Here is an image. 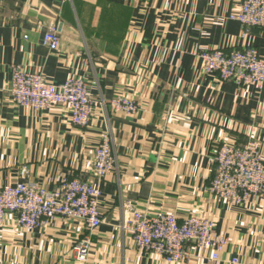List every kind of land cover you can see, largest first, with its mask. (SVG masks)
<instances>
[{"label": "crops", "instance_id": "1", "mask_svg": "<svg viewBox=\"0 0 264 264\" xmlns=\"http://www.w3.org/2000/svg\"><path fill=\"white\" fill-rule=\"evenodd\" d=\"M242 2L0 0V185L53 189L63 176L100 185L104 222L93 234L86 264H264V197L229 205L209 189L211 152L223 140L254 137L264 154V88L223 81L195 55L199 42L264 54V32L254 27L245 33L231 17ZM40 12L61 26L56 51L42 43L50 27ZM181 37L183 51L175 52ZM16 64L55 84L83 78L95 104L89 124L74 125L67 106L37 110L15 103L8 87ZM117 94L141 109L126 114L96 107ZM106 131L117 164L100 180L92 160ZM126 200L152 213L214 220L230 243L217 260L192 243L188 261L168 263L138 248L122 228ZM84 228L82 220L56 216L29 231L7 213L0 264H79L73 248Z\"/></svg>", "mask_w": 264, "mask_h": 264}, {"label": "built area", "instance_id": "2", "mask_svg": "<svg viewBox=\"0 0 264 264\" xmlns=\"http://www.w3.org/2000/svg\"><path fill=\"white\" fill-rule=\"evenodd\" d=\"M231 17L243 25L245 33L254 27L264 32V0H243L239 11ZM42 43L51 51L59 49L61 39L56 24L45 33ZM183 46L184 37H181L174 51L182 52ZM195 55L203 61L208 72L217 73L223 81L264 88V54L258 48L225 50L199 42ZM8 90L13 101L21 106L37 110L67 106L76 126L86 127L94 115V101L81 77L71 76L64 83L55 84L42 73L29 72L23 65L16 64L12 66ZM96 107L126 114H134L141 109L137 101L125 94H117L109 101L103 100ZM92 161L93 170L100 180L113 172L117 156L110 131L102 133ZM210 161L213 175L209 189L215 198L238 206L264 197V154L257 139L248 137L243 143L223 140L211 152ZM102 196L100 185L75 176H63L53 189L37 183L1 184L0 230L4 227L7 213L15 218L18 226L29 231L46 226L56 216L82 220L85 228L73 250L77 263L86 264L93 246V234L104 222L99 208ZM122 216V228L130 233L137 247L168 263L188 261L193 254L192 243L210 250L212 259L217 260L230 243L227 237L216 232L214 220L197 214L180 219L165 211L152 213L126 200ZM237 262L233 259V263Z\"/></svg>", "mask_w": 264, "mask_h": 264}, {"label": "water", "instance_id": "3", "mask_svg": "<svg viewBox=\"0 0 264 264\" xmlns=\"http://www.w3.org/2000/svg\"><path fill=\"white\" fill-rule=\"evenodd\" d=\"M37 16L40 20L44 21L49 27H52L55 24L57 25V18L48 13L40 12L39 14H37ZM57 26H58V30H60L61 26L60 25Z\"/></svg>", "mask_w": 264, "mask_h": 264}]
</instances>
